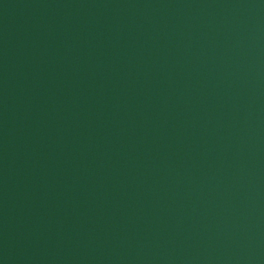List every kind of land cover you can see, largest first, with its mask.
Masks as SVG:
<instances>
[{"label": "water", "instance_id": "water-1", "mask_svg": "<svg viewBox=\"0 0 264 264\" xmlns=\"http://www.w3.org/2000/svg\"><path fill=\"white\" fill-rule=\"evenodd\" d=\"M0 264H264V0H0Z\"/></svg>", "mask_w": 264, "mask_h": 264}]
</instances>
